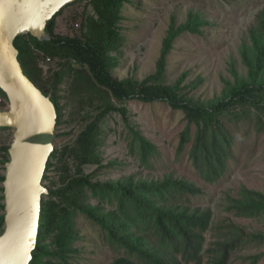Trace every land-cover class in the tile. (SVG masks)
<instances>
[{"label": "trees", "instance_id": "obj_1", "mask_svg": "<svg viewBox=\"0 0 264 264\" xmlns=\"http://www.w3.org/2000/svg\"><path fill=\"white\" fill-rule=\"evenodd\" d=\"M82 1L66 6L48 22L46 31L50 39L37 40L24 35L15 41L25 75L57 107V128L64 125V107L60 105L58 92L65 75L70 78V89L76 96H81L84 90L104 94V103L97 111L83 115L85 127L74 143L60 150L55 148L49 158L44 181L46 173L60 167L61 186L50 189L43 197L37 248L31 264H72L80 251L75 247L80 232L76 233L77 215L97 226L107 247L119 254L111 264H204L206 252L208 264H230L238 249L253 242L264 244V236L248 238L243 232L236 234L240 230L231 226L222 241L205 251V235L212 226L213 211L195 207L193 200L203 196L201 187L174 173L155 180L137 174L125 176L121 172L119 181L101 180L98 170L94 175L85 174L86 166L104 167L107 171L120 167L118 161L103 164L104 140L108 137L104 129L113 112L127 118L126 110L115 107L113 100L123 104L137 99L147 103L161 101L173 110H181L187 125L181 134L178 157L189 148L188 156L196 173L209 183L220 180L234 157L235 136L231 130L240 129L242 123L255 122L258 131H264V9L240 47L245 73L240 74L232 64L234 80L227 81L224 95L205 104L189 97L202 78L184 88L188 73L173 85L165 83L168 57L174 51L175 41L185 34L202 37L210 25L200 12H190L187 22L179 28L175 23L170 26L156 73L138 83L131 79L117 80L111 74L112 54L120 51L124 41L122 11L132 0H89L80 28L82 38L58 35L56 19L66 8ZM33 60L41 61L47 68L39 65V73ZM44 70L46 74L50 71L45 81ZM79 73L81 76L77 77ZM84 73L88 76L87 84L80 83ZM188 88V93H182ZM8 107V98L0 89V111ZM10 150L11 144L0 150L6 164L10 161ZM131 153L137 154L149 170L154 169L153 159L161 156L155 145L138 132H134ZM73 170L76 173L72 175ZM4 180L5 176H0L2 184ZM0 191L4 194V187ZM0 199L4 202V195ZM1 208L5 210V204ZM228 211L239 218L258 217L264 212V196L244 190V199L232 201ZM4 226L5 214L0 216V229ZM47 233L51 234V246L46 244ZM78 238L82 239L79 235Z\"/></svg>", "mask_w": 264, "mask_h": 264}, {"label": "rangeland", "instance_id": "obj_2", "mask_svg": "<svg viewBox=\"0 0 264 264\" xmlns=\"http://www.w3.org/2000/svg\"><path fill=\"white\" fill-rule=\"evenodd\" d=\"M89 0L76 3L66 8L56 19L55 32L62 37H78L80 28L86 16ZM122 11L121 27L123 28V44L119 52L112 54V77L117 80L131 79L143 82L156 73L157 62L161 56L163 43L170 26L175 23L179 28L185 24L190 12H200L209 20L202 37L185 34L174 43V51L168 57L165 83L173 85L188 73L183 88L189 86L197 78H202L199 87L191 90L189 97L196 101L211 104L220 99L225 92L227 81H233L231 66L234 64L240 74L245 73V67L240 57V47L248 38V32L256 24L259 12L264 9V0H132ZM89 12L92 9L89 8ZM35 68L43 63L39 60ZM50 63V62H47ZM117 63V64H116ZM47 68L46 65H43ZM53 69H57L53 65ZM59 69V68H58ZM40 73V71H39ZM85 74V73H84ZM49 73H42L45 81ZM79 73L77 77H80ZM87 75H82L80 83L87 84ZM71 80L64 76V84L58 95L60 105L64 107V125L57 128V138L54 146L60 150L74 143L84 129L83 115L95 110L104 103V94L97 90L82 91V95L72 94ZM190 88L182 93H188ZM115 107L126 110V119L118 112L107 117V139L104 140L103 164L118 161L120 167L109 169L98 166H86L85 174L91 175L98 170L101 180L119 181L123 175H139L148 179H162L165 175L174 173L199 185L203 191L202 197L193 200L195 207L213 211V222L206 233L205 251L213 248L216 242L222 241L229 230L234 227L243 232L248 238L264 236V212L254 218H239L228 211L232 201L244 199V190L258 192L264 196V131H258L254 123H242L240 129L231 130L234 134L235 145L232 150L234 157L230 160L228 171L216 183L202 179L195 171L188 156L189 148L178 157L181 134L187 121L181 110H173L167 103L157 101L147 103L131 100L120 104L113 100ZM9 108V107H8ZM104 131V132H105ZM134 132L153 143L161 156L153 159L154 169L144 167L137 154L131 153V142ZM195 132V129H192ZM195 134V133H194ZM14 131L0 130V150L12 144ZM48 139H36L27 147L41 156L49 152ZM42 142V143H41ZM42 145V147H41ZM137 150V149H136ZM5 156L0 151V176L6 175ZM48 164V163H47ZM127 164V165H126ZM105 172V173H104ZM106 172L108 175H106ZM76 173L72 171V175ZM44 186L50 190L61 186L62 171L55 167L47 174ZM4 185L0 182V188ZM4 194L0 191V198ZM0 199V216L5 214ZM76 233L79 237L75 247L80 249L72 264H111L119 255L105 244L97 226L82 216L77 215ZM6 226L0 229V236ZM46 244L51 246V234L47 233ZM264 264V244L255 243L238 249L230 259V264ZM204 264L209 263V255H203ZM193 264V263H190Z\"/></svg>", "mask_w": 264, "mask_h": 264}, {"label": "water", "instance_id": "obj_3", "mask_svg": "<svg viewBox=\"0 0 264 264\" xmlns=\"http://www.w3.org/2000/svg\"><path fill=\"white\" fill-rule=\"evenodd\" d=\"M78 0H0V89L9 108L0 111V129L14 131L4 180L5 232L0 236V264H31L37 248L47 163L53 153L58 110L24 73L15 47L18 37L50 39L46 26ZM48 139L49 152L36 154L28 144ZM42 143V142H41ZM42 147V145H41Z\"/></svg>", "mask_w": 264, "mask_h": 264}]
</instances>
